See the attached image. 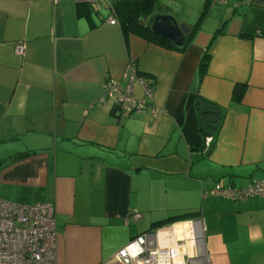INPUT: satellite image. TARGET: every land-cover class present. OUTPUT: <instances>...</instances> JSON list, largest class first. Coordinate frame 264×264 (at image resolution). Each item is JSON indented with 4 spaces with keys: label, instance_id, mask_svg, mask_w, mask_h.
Segmentation results:
<instances>
[{
    "label": "crops",
    "instance_id": "crops-1",
    "mask_svg": "<svg viewBox=\"0 0 264 264\" xmlns=\"http://www.w3.org/2000/svg\"><path fill=\"white\" fill-rule=\"evenodd\" d=\"M108 2L0 0V198L54 206L56 264H100L187 214L210 264H264V197L203 198L264 181V0L167 11L197 27L182 51L108 23ZM128 61L153 82V105L137 115L100 101ZM199 99L225 109L207 152Z\"/></svg>",
    "mask_w": 264,
    "mask_h": 264
},
{
    "label": "built area",
    "instance_id": "built-area-1",
    "mask_svg": "<svg viewBox=\"0 0 264 264\" xmlns=\"http://www.w3.org/2000/svg\"><path fill=\"white\" fill-rule=\"evenodd\" d=\"M58 4L62 0H51ZM74 3L97 5L107 0H70ZM228 0H212V5H225ZM108 7L111 9L110 3ZM112 12V9H111ZM108 23L116 24L111 13ZM25 48L19 45L15 54L23 56ZM139 87L142 97L135 96ZM112 99L120 113L137 115L153 105V86L150 79L138 73L134 62L128 61L120 79L107 78L103 84V97ZM212 142L205 138V146ZM207 196L221 197L230 201L264 197V181H255L244 188L216 185ZM135 220L141 214H130ZM184 237L172 234V239L162 242V230L175 225L161 227L155 232H145L131 239L117 250L107 261L100 264H210L204 249V228L198 220L182 222ZM57 230L55 208L51 203L37 202L32 205L15 204L0 198V264H56Z\"/></svg>",
    "mask_w": 264,
    "mask_h": 264
},
{
    "label": "trees",
    "instance_id": "trees-1",
    "mask_svg": "<svg viewBox=\"0 0 264 264\" xmlns=\"http://www.w3.org/2000/svg\"><path fill=\"white\" fill-rule=\"evenodd\" d=\"M157 2L158 0H112L110 6L112 9V14L115 16L117 22L119 23V25L121 26L124 32H131L146 40L159 43L160 45L171 48L173 50H178L169 41L154 35L149 28L151 20L155 16L153 13L155 7L157 6ZM209 4L208 6H210ZM204 13L205 12H203V14ZM196 31H197V27H193L192 32L189 35H186L187 37L185 38L184 48L182 50H184L187 47V45L194 39V35ZM207 56L208 53L204 52L200 60L199 66L201 72L206 67L205 60ZM151 83L153 86L152 81ZM244 91H245V84H236L232 91V100L236 103L241 102ZM197 109L199 112L198 115L199 130L203 136L202 148L205 150V152H207L211 150L214 136L220 124L222 123L225 114V109L205 99L197 100ZM208 136L212 138V142L209 147H206L204 141L205 138ZM254 182L250 183L249 185L253 184ZM221 187H226V186H221ZM239 188H244V187H239ZM192 216L194 215L187 214L182 216H176L168 219L167 221H169L170 224H173L176 222L188 221L190 220V218L187 217H192Z\"/></svg>",
    "mask_w": 264,
    "mask_h": 264
},
{
    "label": "water",
    "instance_id": "water-1",
    "mask_svg": "<svg viewBox=\"0 0 264 264\" xmlns=\"http://www.w3.org/2000/svg\"><path fill=\"white\" fill-rule=\"evenodd\" d=\"M151 32L169 41L176 49L184 48L186 35L190 33V29L186 25L179 24L173 15H155L150 23Z\"/></svg>",
    "mask_w": 264,
    "mask_h": 264
},
{
    "label": "rangeland",
    "instance_id": "rangeland-1",
    "mask_svg": "<svg viewBox=\"0 0 264 264\" xmlns=\"http://www.w3.org/2000/svg\"><path fill=\"white\" fill-rule=\"evenodd\" d=\"M197 1L198 0H183V1L158 0L157 6L155 7L153 14L154 15H167L168 14L167 11H169L171 9L178 10L182 4L184 7V3L186 2L187 6H188V7H186V9L188 10V12L186 14L188 16H193V14L195 13V8L197 7ZM186 3H185V5H186ZM169 15H171V14H169ZM187 218H190V217H187Z\"/></svg>",
    "mask_w": 264,
    "mask_h": 264
},
{
    "label": "bare ground",
    "instance_id": "bare-ground-1",
    "mask_svg": "<svg viewBox=\"0 0 264 264\" xmlns=\"http://www.w3.org/2000/svg\"><path fill=\"white\" fill-rule=\"evenodd\" d=\"M185 225L182 223L176 224L173 229L162 230L159 234V237L162 242H168L169 239H172V234H175L177 237H184L185 234Z\"/></svg>",
    "mask_w": 264,
    "mask_h": 264
}]
</instances>
